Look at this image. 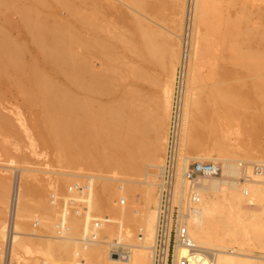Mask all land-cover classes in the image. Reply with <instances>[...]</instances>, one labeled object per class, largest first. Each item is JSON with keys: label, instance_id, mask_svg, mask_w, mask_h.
<instances>
[{"label": "bare ground", "instance_id": "1", "mask_svg": "<svg viewBox=\"0 0 264 264\" xmlns=\"http://www.w3.org/2000/svg\"><path fill=\"white\" fill-rule=\"evenodd\" d=\"M81 1L86 2V0ZM100 1L102 0H90L93 7L88 12H81L77 9L79 6H74L72 0H32L29 10L25 11L26 14L23 15L26 19L23 27L27 31L25 42L16 38L11 40L12 35L9 38L5 36L4 40H8L6 44L10 42L12 45L9 49L11 51L8 50L11 53L8 59L19 71L21 54L30 53V59L25 60L26 72L23 71L25 72L23 77L27 84H30H28V88L31 87L29 91L33 99L37 97L36 94L38 97L40 94L43 98L41 96L39 98L43 101L49 100L48 107L47 104L45 107L47 109L50 106L53 111L49 108L46 112L50 113H46L43 109L45 115L43 112L41 117L46 120L48 125L50 124L48 126L50 129L59 131L60 134L64 132L62 143H67L64 147L75 144L80 153H91L87 156L93 163L95 161L94 164L97 166L92 164L94 169L98 167L102 172L111 175L126 171L133 178H144L147 186L127 188L105 185L106 187L101 189L103 193L107 191V195L109 194L107 196V213L114 216L115 222L90 224V227L82 229L79 217L63 215L67 209L64 210L65 212L63 211L62 216L60 212L58 213L59 218L55 212L54 219L57 220L52 219L48 223L58 227L55 239L61 240L60 245L67 248V250L59 252L58 258H56L54 252L46 245L45 239L40 238L42 236L41 229L36 230L37 233H40L37 234L38 240H36L37 236L34 239L33 232L24 227L27 225L25 222L18 223L17 214L21 211H28L29 207L22 197H27L25 195L31 193L29 190H26L29 192L25 195L20 192L18 188L20 175L18 174L17 184L15 187L13 186L11 194L13 195L14 192L16 194L14 205L16 218L15 233L10 245L9 264H152L159 204L157 185L160 184L158 182L162 178L164 159L163 156L159 157V147L158 151L155 149L159 155L150 148L151 152H145L148 145L144 140V135L147 134L151 124L148 122L149 115L140 103L143 94L136 85L134 88L131 87L132 89L129 87V90L122 89L123 80L129 70L125 67L129 65L124 66L126 63L124 60H122L124 63L121 61L119 54L129 48L137 58L141 47L144 49L143 53L145 50L148 53H153V58L157 63H161L167 75V80L165 79L166 81L162 85L163 89L161 88V97L159 96V99L161 98L158 108L160 111L159 114L157 113L159 124L156 122L163 132L161 150H167L166 142H168L167 135L172 118L176 75L179 66L184 61V63L186 62V80L180 118L179 175L180 178H183V172L190 161L189 158H197V161L210 160L219 166L217 174H206L198 178L195 201H187L182 192L178 193L176 198L181 212L186 214V226L191 238L198 246L204 248V255L199 257L195 264H264V139L262 141V134H264V25L249 26L250 13L244 0H175L174 5L176 4L177 10L175 12L180 16L173 22L177 26L175 29L179 30L159 31L151 22H147L140 16L128 19L131 21L130 23L125 21L124 30H120L121 28L118 29L114 19H101L100 7L103 4L100 6ZM115 1L126 4L123 0H111L109 5L117 8ZM125 1L143 11L150 8L158 9L155 0ZM190 2L192 12L191 19H189L190 27H188L187 19L189 17L186 19L184 13L188 10ZM240 3L243 4V8L239 15L232 16L226 11L225 5ZM16 4L18 3L16 2ZM261 4H263L262 0ZM60 6H65L62 7L63 10L66 7L70 10V15L67 18L61 16ZM81 7L80 4L79 8L81 9ZM183 15L186 19L184 26ZM260 16L264 19V8L260 11ZM80 21L85 29L84 36L80 33L82 31V29L80 31V25L78 26ZM9 26L11 27V25ZM17 27L20 26L17 25ZM182 27H184V32L180 34L178 31L183 30ZM19 37L21 38L20 35ZM186 47L187 52L185 51ZM24 49L27 50L26 53H23ZM2 55L4 56V54ZM95 56L102 59L101 69L97 70L94 67L93 58ZM0 57L2 56L0 55ZM137 60L133 62L135 64L131 66L130 72L134 77L143 78L145 76L144 78H148L146 72L144 73L145 69L143 70L138 64L140 61L136 63ZM9 61L6 62L9 63ZM204 70L205 73H203ZM240 74L247 80L242 84H237L236 81L239 80ZM200 81L210 86L204 108L199 106L201 101H199L197 88ZM70 87H75L76 93L75 88ZM23 95L25 97V93ZM103 96H108L109 102L103 103L101 99ZM38 97L37 99H39ZM47 97L51 99V102ZM52 97L55 99L57 97V100H52ZM66 99L68 103L65 102ZM59 100L66 104H60ZM69 101H71L70 104ZM199 107L204 109V113L205 109L207 111L208 137H210L207 151L213 153L214 157H191L186 154L187 150L185 151L190 145L193 125L197 122V120L194 122L197 119L195 115ZM15 114L19 125L28 131L20 111ZM13 122L8 118L5 121L8 127L13 126ZM156 124L154 127L157 129ZM6 126L4 127L6 128ZM234 130H237L238 136L245 137L242 144L246 145L247 154L242 155L241 151L239 153V146L242 145L241 141L243 140L240 141L239 137L234 139L231 136ZM59 133L58 135H60ZM30 142L34 147L35 140L31 139ZM101 142L106 144L104 152H101L98 146ZM94 147V151L98 149L97 153L101 152L102 154H99V159L97 156L96 160L94 156H91L93 153L97 155L95 152L92 153ZM67 148L70 149V147ZM75 151H77L76 148ZM181 151L183 156H181ZM63 153L64 151L59 152L60 158L63 155L65 160L70 161L73 155L69 154L70 158L68 159ZM72 153L77 155V152ZM87 156H83L85 160L88 158ZM77 157L79 156L77 155ZM12 158L16 159L14 155ZM63 158L60 161H63ZM142 158L148 163L142 164ZM74 159H77L76 156ZM155 159L157 162H153ZM89 160L87 159L86 162ZM67 162L59 164L63 166L67 165ZM81 162L83 161L81 160ZM243 162H247V164L242 168L245 164ZM71 165L74 164L71 162ZM148 166L161 168L159 179L157 173L147 172ZM65 183L67 184V181ZM83 184L82 186H84ZM50 185L52 186V183ZM73 186L70 185L67 188L73 192L72 195L75 199L82 198L83 194L88 192L91 196L90 206L92 208L102 203L99 196L102 193L99 194L94 185L85 183L82 191L77 187H75L77 190L73 191ZM12 199L13 196L9 211L12 207ZM137 202L141 209H133ZM39 217L36 220L39 225L47 223L46 219ZM131 225L138 226L137 228L144 231V236L135 237L132 239L133 242L130 239L132 243H128L124 241L125 236L123 237L122 233L124 232L123 235L127 234L129 237L132 236ZM22 227L26 230H23ZM2 231L3 234L0 235L1 259L4 242H6V229ZM25 231L32 233L28 236L29 232ZM79 231L85 232L88 237H75L77 240L85 242L80 245L76 243L74 246L78 247L79 245V249H74L70 242L71 239H74L73 234ZM114 239L121 240L122 243L128 245L129 258L122 259L111 255L110 248ZM181 254L186 255L187 250L182 249Z\"/></svg>", "mask_w": 264, "mask_h": 264}, {"label": "rangeland", "instance_id": "2", "mask_svg": "<svg viewBox=\"0 0 264 264\" xmlns=\"http://www.w3.org/2000/svg\"><path fill=\"white\" fill-rule=\"evenodd\" d=\"M19 1L18 0H9V1L8 0H0V40H1L0 41V48H1L0 49V55L2 56V57H0V63L3 59H6L5 61L3 60V62L0 64V108H1L0 109V235L3 234L2 230L6 229V231H7V219H8V215H9V207H10V203H11V198L13 196V195H11L12 189H13V186L15 187L17 184V180H18L17 177H19L18 176V174H19L20 175V179H19L20 183H19L18 188H19L20 192L23 193L24 195H25V193L27 194L29 191L31 193H29L30 195H25L27 197H22V199L23 198L25 199V201L29 205V207H28V211H21V212H19V214H17V220L19 221L18 223L20 224V222L21 223L25 222L28 225V227H27V225H24V227H26V229L28 228V230L32 231L33 233L29 232V231H28L29 233L27 231H25V232L28 233V236L32 233V237H34V239L37 236V234L41 233L42 236H40V238L45 239L46 245L48 247H50V249L54 252L55 257L58 258V253L61 251L67 250V248L60 245L61 240L55 239V235L57 234V228L58 227H56V225H53V224L51 225L48 222H51L52 219L57 220V219H54V217L59 212L62 216V214L65 212L64 210L67 209V211L63 214L64 216L75 215L76 218L79 217L81 219V221H80L81 225L83 226L82 229L90 227V224L92 225V224L100 223V222H115L116 219L114 218V216L107 213L108 212L107 211V198H108L107 196L109 194L107 195V193H108L107 191H104V193H103L101 191V189L103 190V187H106V186H109V187L110 186L111 187L112 186H115V187L121 186V187H127V188H143V187L147 186V183L145 182L144 178H142V179L133 178V177L129 176L126 171H122L120 173L113 174V175L102 172L101 170L98 169V167H96L97 165L94 164L95 161L93 163L92 160L91 161L89 160V157L87 155H89L91 153H89V154L80 153L75 144H74V146H73V144H69L71 146L68 145V146L64 147L67 144V143H65V144L62 143L63 142L62 139L64 137V135H63L64 132L61 133L62 134L61 135L59 133V131H54L53 129H50L48 127L50 124L48 125L45 122L46 120H44L41 117V115L44 112L43 109H45V112H46V110L50 108V106L47 109L45 107L46 104H47L46 106L48 107V105H49L48 101L49 100H46V102H45V100L43 101V99L39 98L41 96L40 94H39V97L37 94H36V96L41 100L37 99V97H35V99H33L30 96V91H29V89L31 87L28 88V86L30 84L28 83L29 84L28 85L25 77H23V76H25V74H23V73L26 72V66L24 64L26 61H28V59H30L29 58L30 53L29 52L26 53L27 50L24 49L23 53H26V54H21V57H20V63H21L20 66L21 67L19 66V71L10 63V61L8 59V57L10 58V55H11V53L9 52L11 50H9V49L12 47V45H10V42H9V44H6V43H8L7 42L8 40H4L6 38L5 36H7V38H9L12 35L10 38L11 40L13 38H16V39H19L20 41L22 40V42H25V38H26L25 35L27 34L25 27H23V23L26 20L25 16H23V15H25L27 10H29L32 0H27V1L26 0H19ZM28 1H29V3H28ZM72 1H73L74 6H76V7L77 6L80 7V4H81V6L83 8L82 7H81V9L79 7L77 8L81 12H88L89 9H91L93 7L92 2H90V0H86V2L81 1V0H78L79 2L78 1L75 2L76 0L75 1L72 0ZM123 1L126 4L119 3L117 1H115L117 3V8H114L111 5H109L111 0L100 1V6H102L101 4H103V6L100 7L101 19H105V18L112 19V20L114 19L113 21L117 22L118 29L121 28L120 30H124V25L126 24V22H129V23L131 22L128 19H134L135 16H140L142 19L144 18L147 22H149V23L151 22V24L154 27L156 26L159 31L168 32L169 30H175V31L179 30V29H175V28H177V26H176V24H174V22L177 20V17L180 16L176 13L177 12L176 4L174 5L175 0H155L154 2H155V5H157L158 9L153 10L152 8H150V9H147L145 11L138 9L137 7L133 6L131 3H129L125 0H123ZM16 2L18 4H16ZM26 3H28V4H26ZM78 3H80V4H78ZM244 3L247 5L246 7H248V10L250 13L249 26L250 27H257V26L260 27V25L263 26L264 25V19L260 16V11L264 8L263 7L264 1L262 0L263 4H261V0H253V1L252 0H250V1L244 0ZM190 4H191V2H190ZM190 4L188 5V8H187L189 11L186 10V13H184L186 19L189 17L187 19V23L189 22L188 27H190V20L189 19H191V12H192V4L191 5ZM85 5H86V7H85ZM13 7H14V9L12 10ZM62 7H65V6H60L59 10H61V11H59V10L58 11L60 12L62 17L66 16L65 18H67L70 15V10H68L67 7L65 8L66 10L65 9L63 10ZM225 7H227L226 11H228V13L230 15L237 16L240 14V12L243 8V4L242 3H240V4H229L227 6L225 5ZM60 8H62V9H60ZM10 11H11V13H10ZM14 11H16V12H14ZM187 11H188V13H187ZM21 13H23L22 16H21ZM103 14H104V16H103ZM105 14L106 15L108 14V15L106 16ZM184 15H183V17H184ZM17 17H18V19H17ZM185 17L183 18V26H184V23L186 22ZM10 18H12V19H10ZM17 20H19L18 21L19 24H18ZM15 22H17V24H15ZM82 24L83 23L81 21L78 22V26L80 25L79 26L80 31L82 29V31L80 32V33H82L81 35L85 34V29H84V26ZM9 25H11V27ZM17 25L20 27H17ZM18 28H19V30H18ZM182 29L183 30L178 31V33L183 34L182 32H184V27H182ZM1 35L4 37H2ZM19 35L21 36V38L19 37ZM22 35H24V36H22ZM160 41H161V38H160ZM4 47H6V49H4ZM1 50L3 51V53ZM131 52L132 51H130L129 48L128 49L126 48L125 51H123L122 53H119L121 56V61L124 60L126 63V64H124V66L129 65V66L125 67V68H128L129 70L127 69L128 70L126 72L127 74L125 75V79L123 80L125 87L123 86L122 89L125 88V89L129 90L131 87L134 88L136 85V87H138V89L141 90L140 92H142L143 96L141 98L142 100L140 103H142V105L145 107V110H146L147 114L149 115L148 122H149V124L151 123L150 124L151 126L149 125V129H148L147 134L144 135V137H145L144 140H145L146 144L148 145L147 146L148 148H147V150H145V152L146 151L151 152L149 150V148L151 150L152 149L155 150L159 147L158 149H159L160 155L157 152L158 149H157V151L155 150L156 151L155 153L157 155H159V157L163 156L162 158L165 161L166 149L161 150V148H160L161 147L160 146L161 138H162L163 132H162V129H159V127H158L159 117L157 118V116L159 114L158 112L160 111L158 109L159 108V100L161 99V98L159 99V96L161 97V94H162L161 90L163 89L162 85L167 80L166 79L167 75H166L165 69L162 67L161 63L160 62L157 63L155 58H153L154 56H153L152 52L148 53V51L145 50V53H143L144 49L141 47V50L139 51V55L137 56V58H136V55H134L135 53L132 54ZM1 53L4 54V56ZM24 55H25V57H24ZM150 57H152V58H150ZM135 60H137L136 63L138 61H140V62H138V64L140 65V67H142L143 70L144 69L146 70V71L144 70V73L146 72L145 74L148 75V78H144L145 76L143 77L144 79L140 78V77H134V75L130 72V68H131V66H133L135 64V63H133V62H135ZM6 61L7 62L9 61V63H7ZM124 61H122V62L124 63ZM8 64L11 65L10 68H9ZM93 64H94L95 69H97V70L101 69L102 68V59L99 56H95L93 58ZM21 68H22V70H21ZM24 70H25V72H23ZM10 72H12L13 74ZM14 72H15V74H14ZM18 72H19V74H18ZM203 73H205V70L203 71ZM7 74H8V76H7ZM129 74H130V76H129ZM6 77H7V79H6ZM15 78H17V79H15ZM136 78H138V79L136 80ZM139 80H140V82H139ZM245 80H247V78H244V77L242 78V75L240 74L239 80H237L238 82L236 81V83L242 84L243 81H245ZM209 87L210 86H208L206 83H204L202 81H200L198 83V88H197L199 90L198 96H199V101H201L199 106H202L203 108L206 107ZM70 88H72V87H70ZM73 88H75V87H73ZM119 88L121 90V87H119ZM63 89L66 90V88H63ZM67 91H69V90L67 89ZM22 92L25 93V97H23L24 95ZM70 92H71V90H70ZM75 93H76V88H75ZM31 95H32V93H31ZM33 96H35V95L33 94ZM41 97L43 98V96H41ZM106 97L103 96L101 98L103 103L109 102L110 99L107 100L108 96H106ZM48 99H50V98H48ZM52 100L56 101L57 97H56V99L53 98ZM54 101H52V102L54 105H56ZM59 101H60V104L64 103L63 100H62L63 103H61V100H59ZM50 102H51V99H50ZM65 102H67V99L65 100ZM30 103H33V104H30ZM70 103H71V101H69V104ZM50 104H52V103H50ZM60 104H59V106H61ZM64 104H66V103H64ZM73 104H75V103H73ZM202 104H204V105H202ZM54 105H52V106H54ZM62 106L64 107L65 105H62ZM28 107H31L32 109L28 108ZM202 107H199V110L197 109V111H196L195 118H197V119H195L194 122H196V120H197V122H196V124L193 125L194 130L192 129V132H191L192 137H191V140L189 143L190 145H188V148H186L185 151L187 150L186 154H188L191 157H195V156L196 157H203V156L204 157H211V156L214 157L215 155H213V153H210L209 151H207V145H208V142L210 140L209 139L210 137H208L209 136V129H208L209 127H207V125H208V121H207V117H206L207 111L205 109V113H204V109ZM17 108L18 109L20 108V109L18 110ZM57 108L59 109V107H57ZM201 108H202V110H201ZM51 110L53 111V109H51ZM19 111L23 115L24 122H25V124H27V127H28V131L24 130V128H22L16 120V114L15 113H17ZM56 111H54V112H56ZM5 112H6V114H5ZM45 112H44V115H45ZM46 113H50V112H46ZM9 116H11V117H9ZM7 118L10 119L11 121L12 120L14 121L13 126H11V127L6 126L7 123H5V121ZM203 120H204V122H203ZM156 122L158 124H156ZM1 124H3V125H1ZM155 124L158 127L157 129L155 128L156 127ZM4 126H6V128ZM168 129H169V125H168ZM29 130H31V131L29 132ZM193 131H197V132H193ZM25 132L27 134L28 133L29 134L27 135ZM58 133L60 135H58ZM194 133H195V135H194ZM233 134L231 136L234 139H237L239 137L238 139L240 141L243 140V141H241V144H242V142H244L245 137L241 134H239V135H241V137L238 136L237 130L236 131L234 130ZM48 135H49V137H48ZM168 135H169V131H168ZM168 135H167V139H168ZM29 137H30V139H29ZM235 137H237V138H235ZM262 137L261 138L263 141L264 134H262ZM31 139L33 141L35 140L34 147L31 146V142H30ZM55 139H57L58 141ZM48 141H49V143H48ZM54 141H55V143H54ZM196 142H197V144H196ZM238 143H240V142L238 141ZM100 144L98 145L100 148L99 147H97V148H99L101 152H104L106 144L102 143V142ZM202 144H204L205 146ZM67 147H70V149ZM74 147L76 148L77 151H75ZM72 148H74L73 151H72ZM242 148H244V149H242ZM64 149L66 150V152ZM102 149H103V151H102ZM68 150L69 151L71 150L70 151L71 153L77 152V155L79 157L81 154L80 159L83 162L80 163L81 160L79 159V157H77L76 154H73V153L71 154ZM94 150H95V147H94L92 153L93 152L97 153V151H99L98 149H96L97 151H94ZM182 150H183V152H185L184 149H182ZM62 151H64L63 154H66V156H67L66 158H68V159L70 158V157H68L69 154H70V156L73 155L74 158L76 156V158L78 160L72 158L73 156H71V158H70V161L72 159L71 162L74 165H71V162L69 160H65L63 158L65 156L62 155L63 157L61 156V158H60L59 152L62 153ZM240 151H241L242 155L247 154L246 145L244 143L241 146H239V153H240ZM101 152L97 153V155L93 153L91 156H94V159L96 160L97 156L99 154H101ZM5 153L9 154V155L6 156ZM183 154L185 155V153H183ZM13 155H14V158H16V159L12 158ZM84 155L88 157L87 159L90 162L89 161L86 162L87 159L86 160L84 159V157H83ZM198 155H200V156H198ZM91 156H90V158L92 159ZM181 156H183L182 151H181ZM62 158L64 160L60 161ZM11 159H13V160H11ZM98 159H99V156H98ZM144 159H147V158L144 157ZM144 159L142 158V161H143L142 164L148 163V161H147L148 159L147 160H144ZM189 160L190 161L188 163L191 164L194 161H196L197 158H195V159L189 158ZM64 161H68L69 163L67 162V165H69V166H67V165L62 166L61 164H59V163L64 162ZM98 161H96V162H98ZM145 161H147V162H145ZM149 161H150V159H149ZM205 161L210 162V160H205ZM218 161H220V160H218ZM153 162H157V160L155 159ZM90 163H91V165H90ZM243 163H245V164H243L242 168L246 167L247 162H243ZM62 164H64V163H62ZM88 164L90 166H87ZM92 164L96 165L95 169H94V165H92ZM71 166H73V167H71ZM88 167H89V169H88ZM146 170L149 173H157L158 174L157 178L158 179L160 178L159 174L161 173V168L159 166H148ZM66 181H67V184L65 183ZM242 181H244V180L242 179ZM81 182L84 183L83 184L84 186H85V183L86 184L88 183L90 185H94V187L97 189V192L99 194L102 193L101 195H99L100 199L102 201V203L99 206H95L94 208H92L90 206L91 196L88 192H85L83 194L82 198L75 199L74 196L72 195L73 192L71 190H68V188H67L68 186L74 185L73 191H76L77 188H79L80 191H82V187H84V186H82ZM51 183H52V186L50 185ZM157 186H159V185H157ZM75 187H77V188L75 189ZM158 188L159 187H157V189ZM26 190H29V191H26ZM157 194L159 195V189H158ZM22 199H21V201H22ZM118 203H119V200H118ZM138 203L139 202H137L133 206V209H138V208L141 209L140 204H138ZM136 205H138L139 207H137ZM35 209L37 210L38 213L40 212L39 213L40 215L35 211ZM39 209H40V211H38ZM76 210H78V211H76ZM55 212H56V215H55ZM39 216H41V218L43 217L42 219H44V220L46 219L45 221L47 223L44 225H39V222L36 221L37 219L40 218ZM59 217H60V215L58 214V218ZM77 220H79V219H77ZM97 221H99V222H97ZM54 224H56V223H54ZM131 226L133 228V229L131 228V231H133V232H131L132 236L129 237L127 234L123 235L124 232L122 233V236L123 237L125 236L123 238L124 241L125 242L127 241L128 243H132L133 242L132 239H135V237H143L144 236V231H141L140 228H137L138 226H135V225H131ZM133 226L136 228H134ZM26 229L23 228V230H26ZM38 229H41L42 232L40 231V233H37V231H39ZM73 237H74V239H71V242H70V244H73V245H71V247L74 249H79V245L84 243L85 241H81L79 239L77 240L76 238L77 237L87 238L88 235H86L85 232L79 231V232H76L75 234H73ZM127 238H129V239H127ZM130 239L132 242L130 241ZM36 240H38V236H37ZM76 243H79L78 247L74 246V245H76ZM4 246H5V242H4ZM0 260H1L0 262H2L1 258H0ZM0 264H2V263H0Z\"/></svg>", "mask_w": 264, "mask_h": 264}, {"label": "built area", "instance_id": "3", "mask_svg": "<svg viewBox=\"0 0 264 264\" xmlns=\"http://www.w3.org/2000/svg\"><path fill=\"white\" fill-rule=\"evenodd\" d=\"M188 47V44H186ZM187 47L185 51L187 52ZM186 62L182 61L176 75L172 118L169 129L167 150L163 165V174L159 184V204L157 211L156 235L152 250V264H195L204 255V248L198 246L191 238L186 226V214L181 212L176 201L178 193L182 192L187 201L196 198L197 180L206 174H217L219 166L213 162L194 161L185 168L183 178H180V118L183 106V92L186 80ZM179 179H181L179 181ZM7 219L6 242L2 252V264H9V252L15 233V198ZM99 222V221H97ZM128 245L114 239L111 243V255L126 259L130 252ZM187 254L182 255L181 250Z\"/></svg>", "mask_w": 264, "mask_h": 264}]
</instances>
